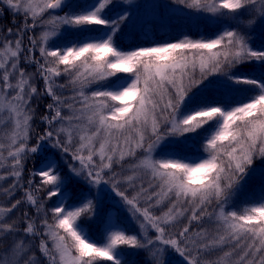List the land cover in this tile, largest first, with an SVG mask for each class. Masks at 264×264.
<instances>
[{
  "label": "snow or ice",
  "instance_id": "obj_1",
  "mask_svg": "<svg viewBox=\"0 0 264 264\" xmlns=\"http://www.w3.org/2000/svg\"><path fill=\"white\" fill-rule=\"evenodd\" d=\"M119 2L0 0L13 17L23 15L19 28L0 27V182L11 180L7 187L0 183V196L8 200L22 190L19 199L0 203V264H41V258L44 264H124L122 248L146 251L150 264H166L169 250L184 264H264V186L257 202L228 210L257 163L264 166V75L250 74L264 70V47H254L249 34L225 28L212 38L184 36L124 50L118 37L130 13L108 14ZM178 2L214 18L247 12L249 28L264 20V0ZM37 27L40 34H29L31 47L25 46V34ZM66 33L72 38L57 45ZM22 61L35 72L21 67ZM62 76L65 83L58 82ZM214 77L222 88L247 87L255 94L230 107L193 105ZM36 79L43 80L42 90ZM92 85L98 87L86 92ZM68 90L72 95L64 96ZM45 96L51 103L39 120L46 127L30 146L32 101ZM206 125L211 127L205 130ZM201 132L204 155L198 162L167 153L157 157L166 138L178 142ZM44 144L73 162L65 161L83 189L72 205L55 159L41 161L25 186V162ZM37 176L40 183L34 185ZM105 189L137 222V231L127 232L105 212L96 242L80 221L99 215ZM55 197L61 200L48 209ZM21 204L32 215L25 210L9 220ZM205 221L214 227H205Z\"/></svg>",
  "mask_w": 264,
  "mask_h": 264
},
{
  "label": "rangeland",
  "instance_id": "obj_2",
  "mask_svg": "<svg viewBox=\"0 0 264 264\" xmlns=\"http://www.w3.org/2000/svg\"><path fill=\"white\" fill-rule=\"evenodd\" d=\"M82 0H71L70 3L73 5L81 3ZM0 9H4L2 13H0V27L6 30L7 28L17 29L23 22V15H16L13 17L12 13L6 10V6L0 4ZM65 9L64 11H67ZM122 10H126L130 13V19L128 24L123 28L120 36L118 37V45L124 49L129 50L136 47L142 46H152L154 44H161L168 41H177L184 36H188L192 39H198L201 36L206 38H212L219 32L223 31L225 28H235L241 32L251 35L254 39L252 40V44L254 47H264V39L260 33L261 29L264 28V20L258 21L254 27L249 28L245 26V20L247 17V12L238 16L236 19H233L231 16H225L222 18H214L210 14L199 12L194 8H189L185 4H181L178 0H130V3H123V0H120L119 3H116L110 10L109 15L119 14ZM62 14V13H60ZM4 16L8 19L5 20ZM174 19H177L176 23H172ZM13 20L15 22H13ZM146 26L150 30V34H146V32H142V27ZM41 28L37 27L33 32L27 33L24 36V45L31 47L28 41V35L31 34L33 36H38L41 32ZM142 30V31H141ZM164 30V31H163ZM174 32V33H173ZM133 36V43L123 42L124 38H130ZM167 37V38H166ZM71 34L66 33L64 38L57 41V45H63L66 39H71ZM171 38V40H169ZM11 39H15V37H11ZM35 55L38 57V50H34ZM21 67H25L28 72H35L34 65H25L23 61L21 62ZM259 70L251 71L252 76H257ZM262 74L264 70H261ZM130 74L119 73L118 76L123 78ZM67 80L66 77L58 78L59 83H65ZM211 83L207 86V88H203L200 92L194 97L193 105L195 104H205V103H214V104H224L225 106H233L241 102H246L249 97L252 96L251 91H246L245 88L239 89H228L222 88L220 86V78L214 77L210 78ZM105 85L108 82H103ZM35 84L38 90H42L44 87V82L42 79H36ZM98 85H92L86 92H90L96 90ZM64 96L72 95L70 90L63 92ZM51 103L50 97H41L39 100H33V107L36 108V116L32 121L33 132L31 134V139L29 140V145H35L36 143V133L42 132L46 127L45 124L41 123L39 117L45 112V105ZM191 106V105H190ZM65 115L69 113L65 111ZM6 119V116H5ZM211 125H206L205 130L210 128ZM11 129V124L7 125L4 128V132L7 133ZM204 132H201L199 135H189L186 139L178 138H166L165 143L163 144L162 149L158 150L156 153L157 157L167 153L169 155L181 156L187 159L188 161H196L198 162L200 158L204 155L202 152V143H203ZM5 144L8 143L7 139L3 141ZM47 151L54 152L59 158L60 155L57 153L55 149H51L48 144H44L38 154H34L32 156H40L46 153ZM4 155H7V151L4 152ZM61 161L65 163V161L69 163H73L70 160V157L65 156L63 159L60 158ZM66 164V163H65ZM67 167V166H66ZM68 169V168H67ZM264 176V166L260 164L256 165V170L249 177L246 187L243 192H241L237 197L234 198L233 201L230 202L228 206V210H232L235 208L239 211L244 204H252L258 201L260 193L258 190L255 193L253 191H248V187L253 178L259 179ZM72 177V176H71ZM72 181L80 184L75 178L72 177ZM5 187L11 183V180L0 182ZM81 185V184H80ZM83 186V185H82ZM22 195V191H17L15 193L14 198H10L5 200L4 197L0 196V203H4L7 206L9 203L13 202L14 199H19ZM115 204L123 213V215L130 220L134 225L137 226V222L134 221L129 214L124 211L116 198H114L110 193L105 189V197L103 207L108 204ZM102 207V208H103ZM101 208V210H102ZM25 210L28 211L29 215H32L33 209L21 204L16 210H14L9 220H14L20 217V214ZM211 211V208L209 209ZM159 215V210L156 212ZM23 224L20 228H23ZM183 225H180L182 227ZM194 227L197 225L193 224ZM205 227H214L213 225H209L207 221L204 222ZM152 233H150L151 235ZM11 237L6 238L5 243L11 242ZM39 243L38 239H32L31 245L32 250L36 251V245ZM227 250V249H225ZM219 251L214 252L211 256L219 255ZM39 255V253H37ZM165 261H171L175 264H184V261L176 254L174 251H167L164 254ZM41 264H44L43 258H41Z\"/></svg>",
  "mask_w": 264,
  "mask_h": 264
},
{
  "label": "trees",
  "instance_id": "obj_3",
  "mask_svg": "<svg viewBox=\"0 0 264 264\" xmlns=\"http://www.w3.org/2000/svg\"><path fill=\"white\" fill-rule=\"evenodd\" d=\"M4 19L7 20V18L5 16H4ZM172 21H173L172 23H176V21H174V20H172ZM260 33L262 35V38L264 39V28L261 29ZM124 40L125 41H123V42L129 41V43H133V36L130 37L129 39L124 38ZM169 40H171V38ZM168 42H173V41H168ZM256 69L259 71L256 74L257 76H255V77H260L261 75H264V73L262 74V72H261L262 69H260V68H256ZM243 88L247 89L246 91H251L252 95L255 94L254 90H251L247 87H243ZM45 158H47L49 160L55 159L57 161V163L59 165V171L65 177V179L68 181L67 188L65 189V191H70L73 194V199L68 200L67 204L68 205L74 204L76 202V193L79 190H82L83 186L72 181V177H71V175H70V173L66 167V164L63 161H61L60 158L54 152L47 151L43 155H40L37 157L31 156L25 162V168H24V173H23L25 186H27V180L30 178L29 177L30 171L33 170L34 168H39L41 161H43ZM257 164H259V162ZM39 183H40V178L37 176L34 178V185H38ZM262 186H264V176L260 177L259 179L253 178V180L249 184L248 191H253L252 193H255L258 190V192L260 193V189ZM45 195H46V193H43V192L40 193L41 197H44ZM60 200H61V197H55L46 204V207L48 209H50V208L56 206ZM105 212L108 213L109 219L118 220V223L120 224V226H122L127 232L133 233V232L137 231V226L134 225L130 220H128L123 215L122 211L115 204L108 203L102 208V210H100L99 215L93 221L90 222L86 219H83L80 221V223L87 230L89 236L94 241L101 242V228H102V225L104 223ZM19 218H21V214H20ZM48 218L51 221V214L50 213H49ZM22 224H23V221H21L19 227H21ZM121 252H122V258L124 260V264H150V258H149L146 251H137L135 249L122 248ZM166 264H175V263H173L171 261H166Z\"/></svg>",
  "mask_w": 264,
  "mask_h": 264
}]
</instances>
